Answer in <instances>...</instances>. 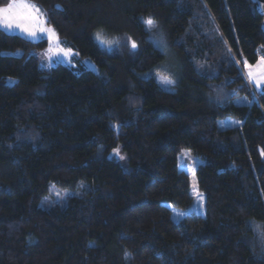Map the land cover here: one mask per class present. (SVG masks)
<instances>
[{"label": "trees", "instance_id": "obj_1", "mask_svg": "<svg viewBox=\"0 0 264 264\" xmlns=\"http://www.w3.org/2000/svg\"><path fill=\"white\" fill-rule=\"evenodd\" d=\"M26 1L98 71L43 68L47 40L0 28V264H264V89L242 70L264 52L252 1ZM166 54L173 90L156 78ZM226 118L240 126L219 130ZM118 147L124 163L108 158ZM51 186L81 194L43 207Z\"/></svg>", "mask_w": 264, "mask_h": 264}, {"label": "rangeland", "instance_id": "obj_2", "mask_svg": "<svg viewBox=\"0 0 264 264\" xmlns=\"http://www.w3.org/2000/svg\"><path fill=\"white\" fill-rule=\"evenodd\" d=\"M13 2L17 4L23 3V4L33 5L39 9L41 14L38 16V19L35 22H31L28 20H21L18 22L20 24V27H17L16 26L17 22L14 21L11 29L4 28L2 24H0V28L4 30L6 33L18 34L33 41H39L41 39L47 40L48 42L47 48L35 53V56L37 57L41 67L47 69V68H53L58 64H63L74 70L79 68H84L95 72L98 71L95 64L91 60L89 59L82 60L78 56V53L75 50H73V48L69 44L58 38L54 29L46 24L44 13L38 6L26 0H10L9 3H13ZM18 12L21 16H27L28 13L31 12V9L21 8L18 10ZM32 14L34 16L37 15L35 12H33ZM25 28H27L29 31H33L35 34L29 35L28 32L24 30ZM166 57H167L166 65L168 69L164 67L158 68L156 70V75H157L156 78L158 82L161 84V86H163V88L167 90H173V85L177 79L176 80L172 79L169 73H172V68L174 67V65L176 66V63L172 54L169 55L166 54ZM261 59H264V52L260 51L259 58L255 63H250L246 60H243L242 63V70L244 76L247 79L248 83L250 84L251 89L253 90L254 93L264 89V82H261L260 86L257 87L254 81L249 80L248 72L251 69L255 75H259L260 69L258 68V64ZM245 61L250 66V69L249 67L245 66ZM235 102L237 104H241L243 102H246V98L236 99ZM236 126H240V123L232 118H226L218 121L219 130H224L226 128H232ZM108 158L120 161L121 163L125 162V156L123 155L119 147L116 150H114L108 156ZM198 164L199 161L194 157H192L190 153L186 151H182V153L179 156V167L180 169L187 171L191 175L192 181H193V173ZM80 194H81V189L79 188L74 190H67V189H60L55 186H51L49 188L48 193L44 196L45 200L41 206L44 207V203H45L46 207H53V206L63 207L67 204L69 198L73 196H79ZM194 195L196 197L194 210L200 212L203 210L204 198L195 188H194ZM182 215L183 213L175 212L174 217L179 218Z\"/></svg>", "mask_w": 264, "mask_h": 264}, {"label": "snow or ice", "instance_id": "obj_3", "mask_svg": "<svg viewBox=\"0 0 264 264\" xmlns=\"http://www.w3.org/2000/svg\"><path fill=\"white\" fill-rule=\"evenodd\" d=\"M21 8H25V9L30 8L31 12H29L27 16H21L18 12V10ZM33 12H35L37 15L34 16L32 14ZM40 14L41 13H40L39 9L33 5H28V4H23V3L17 4L15 2H13V3H9L5 7H0V24H2L3 27L6 29H11L12 24L15 21V22H17L16 26L20 27V24L18 23L19 21L28 20L31 22H35L38 19V16ZM145 23L149 26L150 29L155 27L154 21L151 19L146 20ZM24 30L27 31L29 35L35 34L33 31H29L27 28H25ZM131 46H132V48H136L135 42H132ZM245 66L249 67V69H250V66L247 64L246 61H245ZM258 68L260 69L259 75H255L251 69L248 72L249 80L254 81L256 83L257 87L260 86L261 82H264V59L260 60V62L258 64ZM117 154H118V152H117ZM262 154H264V153H262Z\"/></svg>", "mask_w": 264, "mask_h": 264}, {"label": "water", "instance_id": "obj_4", "mask_svg": "<svg viewBox=\"0 0 264 264\" xmlns=\"http://www.w3.org/2000/svg\"><path fill=\"white\" fill-rule=\"evenodd\" d=\"M252 3L256 6V10L259 13V15L262 16V32L264 33V0H251Z\"/></svg>", "mask_w": 264, "mask_h": 264}, {"label": "crops", "instance_id": "obj_5", "mask_svg": "<svg viewBox=\"0 0 264 264\" xmlns=\"http://www.w3.org/2000/svg\"><path fill=\"white\" fill-rule=\"evenodd\" d=\"M247 80V79H246Z\"/></svg>", "mask_w": 264, "mask_h": 264}]
</instances>
